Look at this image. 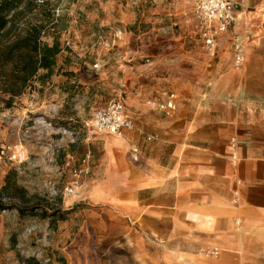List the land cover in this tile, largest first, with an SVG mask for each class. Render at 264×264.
<instances>
[{"label":"rangeland","instance_id":"obj_1","mask_svg":"<svg viewBox=\"0 0 264 264\" xmlns=\"http://www.w3.org/2000/svg\"><path fill=\"white\" fill-rule=\"evenodd\" d=\"M192 2L0 0V264H134L94 200L117 136L85 125L154 52L202 47Z\"/></svg>","mask_w":264,"mask_h":264},{"label":"crops","instance_id":"obj_2","mask_svg":"<svg viewBox=\"0 0 264 264\" xmlns=\"http://www.w3.org/2000/svg\"><path fill=\"white\" fill-rule=\"evenodd\" d=\"M236 1L241 65L230 36L216 57L175 44L126 87L135 128L108 137L93 186L130 263L264 264V0Z\"/></svg>","mask_w":264,"mask_h":264},{"label":"built area","instance_id":"obj_3","mask_svg":"<svg viewBox=\"0 0 264 264\" xmlns=\"http://www.w3.org/2000/svg\"><path fill=\"white\" fill-rule=\"evenodd\" d=\"M237 8L236 0H194L188 23L192 27L194 38L202 43L212 57L217 55L220 39L230 36L235 52V64L239 66L245 60V46L249 35L248 33L242 35L237 30L239 25L235 15ZM85 126L93 133L121 137L127 130L134 129L135 123L126 113L125 103L121 97L116 95L106 105L97 109ZM133 152L136 154L133 158L137 159L138 148Z\"/></svg>","mask_w":264,"mask_h":264},{"label":"trees","instance_id":"obj_4","mask_svg":"<svg viewBox=\"0 0 264 264\" xmlns=\"http://www.w3.org/2000/svg\"><path fill=\"white\" fill-rule=\"evenodd\" d=\"M47 69H48V67H47ZM51 71V69H49V72Z\"/></svg>","mask_w":264,"mask_h":264}]
</instances>
